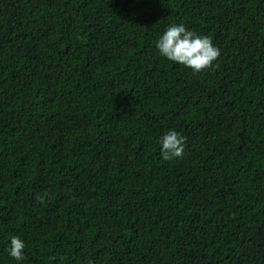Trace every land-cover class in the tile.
I'll use <instances>...</instances> for the list:
<instances>
[{
	"label": "trees",
	"instance_id": "obj_1",
	"mask_svg": "<svg viewBox=\"0 0 264 264\" xmlns=\"http://www.w3.org/2000/svg\"><path fill=\"white\" fill-rule=\"evenodd\" d=\"M0 264H264V0H0Z\"/></svg>",
	"mask_w": 264,
	"mask_h": 264
},
{
	"label": "clouds",
	"instance_id": "obj_2",
	"mask_svg": "<svg viewBox=\"0 0 264 264\" xmlns=\"http://www.w3.org/2000/svg\"><path fill=\"white\" fill-rule=\"evenodd\" d=\"M155 47L159 54L176 64L190 68L193 74L201 73L212 67L220 51L212 44L209 37L199 36L188 30L183 24L170 25L156 41ZM161 157L166 161L175 158H182L186 138L175 130H169L160 137ZM47 193L38 194V203H44ZM25 243L17 236L10 238V245L7 249L8 255L22 261L24 257Z\"/></svg>",
	"mask_w": 264,
	"mask_h": 264
}]
</instances>
